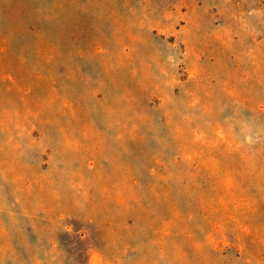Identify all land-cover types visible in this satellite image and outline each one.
Here are the masks:
<instances>
[{"label":"rangeland","instance_id":"rangeland-1","mask_svg":"<svg viewBox=\"0 0 264 264\" xmlns=\"http://www.w3.org/2000/svg\"><path fill=\"white\" fill-rule=\"evenodd\" d=\"M0 264H264V0H0Z\"/></svg>","mask_w":264,"mask_h":264}]
</instances>
